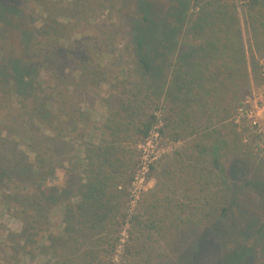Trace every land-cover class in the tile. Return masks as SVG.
<instances>
[{
    "label": "rangeland",
    "instance_id": "374dc122",
    "mask_svg": "<svg viewBox=\"0 0 264 264\" xmlns=\"http://www.w3.org/2000/svg\"><path fill=\"white\" fill-rule=\"evenodd\" d=\"M218 5L220 21L232 16V5L239 18L248 67L240 101L264 131V71H251L238 0H0V264H264V150L247 121L233 126L237 101L210 121L205 105L196 112L195 122L208 121L213 136V149L198 154L195 166L216 182L209 196L203 194L212 199L208 207L198 196L187 202V167L166 166L187 161L182 141L154 131L143 142L124 134L126 128H118L113 141L103 129L115 109L122 116L127 110L130 119L144 114L163 85L184 104L187 130V56L206 52L212 31L223 28L208 16ZM137 40L149 77L139 69ZM31 67L38 73L35 102L22 96L21 77L31 91ZM175 70L180 93L170 87ZM205 86L217 92L216 84L207 80ZM42 101L47 111L39 115L32 107ZM160 105L165 111L170 106L164 95ZM165 111L157 116L165 119ZM99 146L113 149L109 170L102 169L106 176L125 180L131 160L139 179L132 187L120 184L126 196L114 192L98 214L101 222L95 216L90 230V222L84 227L79 216L70 219L63 206L82 200L91 176L86 152ZM159 161L164 166L156 171H140L142 163ZM154 190L156 198L172 200L177 208L164 206L133 224L143 194ZM52 195H60L59 201ZM207 219L208 225L198 226Z\"/></svg>",
    "mask_w": 264,
    "mask_h": 264
},
{
    "label": "trees",
    "instance_id": "16d2710c",
    "mask_svg": "<svg viewBox=\"0 0 264 264\" xmlns=\"http://www.w3.org/2000/svg\"><path fill=\"white\" fill-rule=\"evenodd\" d=\"M238 2L241 5L244 25L248 32V41L250 43L249 62L251 63V71L254 74H257L259 71V75L261 76V71L264 68V0H238ZM224 5L229 9L227 4L224 3ZM218 9L219 5L217 6L216 12L208 14V16L212 15L210 19L213 23L215 21H220L221 15ZM230 9L233 11L232 16L230 15L226 21L224 17L221 18L223 28H217L216 31H212L213 35L210 36L213 41L208 42L209 48L207 51L200 53L196 58L192 57L193 51H191L190 56L188 55L189 57L187 56V130L184 128L182 129L183 116L181 113H183V111L185 112L183 107L184 104H181L179 102L180 100L171 99L170 96L173 90L170 91L169 88V90L165 92L166 87H163V85L158 86V92L156 93L157 96L154 100H151V104L148 106L147 111H145L144 114H138L136 117L130 114V119L129 117H125L128 113L127 110L123 111L125 116H122L117 114L115 109V111L110 114L111 118L103 123V129L109 133L113 141L116 140L118 135V128H126L124 134H132L135 138L138 140L140 139L143 142L147 140L154 131L158 136H164L174 142H177L178 140L182 141L185 144L184 152L187 154V161H173L169 162L166 166L172 167L181 164L182 166L187 167V170L185 171L187 179H183V181L186 180L187 194H189V196H187V202H192L190 201L191 197L196 199L198 196L201 200H204V205L207 207L212 203V199L205 197L203 194L209 196L210 193H212L216 182L213 178L214 176L209 177L197 170L198 165H200L197 157L199 158L198 154H204L206 151H211L213 149L212 143H209L213 136L208 130V121L200 119L197 121L200 124L195 122L196 112L201 110V104L202 106L205 105L206 110L209 108L208 111L210 114L208 115V120L210 121L213 117L225 113L226 109L230 108L232 104L237 101L235 104L236 107L234 106V110H232L235 112L236 108L241 103L240 100L245 91L244 87L241 85H243V81L245 85L248 76L246 57L242 45V39L239 34V18L236 15L233 5ZM42 30L43 29L40 28V30L37 31V34ZM31 36H33L32 33ZM135 48L139 55L138 65L140 71H142V75L147 77L151 76V68L140 40L136 41ZM257 59H260L262 62ZM178 65V63L175 64V66ZM30 78L31 91H26L29 89V85L24 82L21 77V82L23 86H25L22 91V96H31V100L35 102L39 99V97L34 96L37 91L35 86L36 80L38 79L36 67H31ZM179 78L178 70H175L170 87L174 88L176 93L181 92ZM154 80L155 79L152 78L151 81L154 82ZM207 80L208 85H217L216 93L213 94V91L207 88L209 86H205ZM154 84L155 87H157L156 82H154ZM163 95L165 102L170 104L166 111L165 107L160 105L161 97ZM33 107V111H37L39 115H43L47 111L45 101H42L39 105L35 106V108ZM160 111L166 112L165 119H160L157 116V113ZM124 122L127 124L126 126H124ZM128 127L131 129L130 132L132 133H129ZM228 132L230 136L234 137L236 142H238L237 137L235 136L236 134L232 129H228ZM110 143L114 144L116 141L112 142L111 140ZM239 146L243 148L241 145ZM108 148L109 147L103 148L102 146H99L98 148L92 147L86 152L87 159L89 160L87 170H90L91 176L88 177L89 179L87 178V184L84 185V188L86 189L85 193L81 194L82 200L78 204L74 206H63L64 210L67 209V212L69 210L68 214L70 215V219L75 215L79 216V218L84 220V227L90 222L93 225L92 227L90 226V230H94V226L97 224H94V217L98 216L101 210L103 212L104 206L114 198V192L117 194L118 190L122 197L126 196L125 191L122 190L120 184L130 183L134 176L133 171L135 163L131 160L128 162L127 178H125V180L123 179V181H121V176L113 177V174H110L111 176H106V172L102 169L105 168L109 170V168H107V166H109L107 162H109L108 158L110 157L111 152H113V149ZM176 155L181 158L180 154ZM163 166L162 162H155L150 165L149 170L154 172L158 167ZM213 167L216 171L219 170L218 160L215 159L213 161ZM168 180L170 182L173 181L172 178H168ZM195 191L196 193L198 192L197 195L195 194ZM153 192L155 193V190L143 194L138 213L133 218L132 214L130 215V219H133V224H140L141 216L143 217L144 214L146 215L152 212L158 213L164 208V206L165 208L166 206H175L173 205L174 201L169 200V202L166 203L163 199L156 198V193L154 194ZM59 197L60 195L51 196L53 200L58 199V201ZM195 201L197 202L198 200ZM175 208H177V206H175ZM229 210L230 206L222 208L223 215L226 216L229 213ZM99 217L100 216H98L97 222H101V218ZM209 223L210 220L207 219L205 223L203 222L200 225L189 224V228H194L197 225L201 226L202 224L208 225ZM85 230L88 232L86 228ZM197 244L198 241L196 245ZM126 254L130 255L129 248L126 249ZM227 256L228 259L234 257L232 255Z\"/></svg>",
    "mask_w": 264,
    "mask_h": 264
},
{
    "label": "built area",
    "instance_id": "2783aa9c",
    "mask_svg": "<svg viewBox=\"0 0 264 264\" xmlns=\"http://www.w3.org/2000/svg\"><path fill=\"white\" fill-rule=\"evenodd\" d=\"M263 71H264V68H263ZM247 104L248 103H245V102H242L236 109V118H234V125L233 126H238L239 124V120L241 119L243 122H248V127L251 129L252 133L255 134V138L258 139L261 144H260V147L262 150H264V131H262L261 129H259L257 123L255 121H251V115L246 111V108H247ZM262 106V108L264 109V101L262 104H260ZM247 128H245L243 130V132L246 131ZM239 132V131H238ZM154 161V160H153ZM152 164V162H149V164H146V163H142V166L140 167V171H147L149 170V167L150 165ZM139 175L135 174L134 177H133V180L131 181L132 184H131V187L133 185H137L138 184V177ZM137 192V188L134 187V190L132 191V193H136Z\"/></svg>",
    "mask_w": 264,
    "mask_h": 264
}]
</instances>
